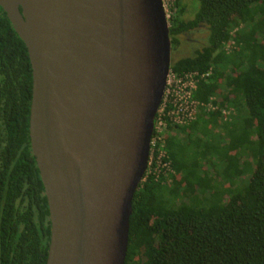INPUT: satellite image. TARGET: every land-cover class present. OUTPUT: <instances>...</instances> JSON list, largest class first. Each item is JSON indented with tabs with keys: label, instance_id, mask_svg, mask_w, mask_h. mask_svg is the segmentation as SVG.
I'll return each instance as SVG.
<instances>
[{
	"label": "trees",
	"instance_id": "16d2710c",
	"mask_svg": "<svg viewBox=\"0 0 264 264\" xmlns=\"http://www.w3.org/2000/svg\"><path fill=\"white\" fill-rule=\"evenodd\" d=\"M186 6L169 9L171 49L198 28L206 40L170 71L211 75L193 91L195 119L165 122L133 195L124 264H264V0H192L188 20ZM31 94L27 49L0 8V264L47 259Z\"/></svg>",
	"mask_w": 264,
	"mask_h": 264
},
{
	"label": "water",
	"instance_id": "95a60500",
	"mask_svg": "<svg viewBox=\"0 0 264 264\" xmlns=\"http://www.w3.org/2000/svg\"><path fill=\"white\" fill-rule=\"evenodd\" d=\"M32 70L29 141L45 264H124L169 74L162 0H0Z\"/></svg>",
	"mask_w": 264,
	"mask_h": 264
},
{
	"label": "built area",
	"instance_id": "2783aa9c",
	"mask_svg": "<svg viewBox=\"0 0 264 264\" xmlns=\"http://www.w3.org/2000/svg\"><path fill=\"white\" fill-rule=\"evenodd\" d=\"M174 0H162L163 9L166 19L168 21L171 11L169 10ZM229 45L227 49H229ZM211 75V71L200 73L197 71L187 72L183 75H177L169 70L166 78L165 89L161 99V103L154 119V131L150 139V150L148 164L152 161V155L156 150V146L161 141V134L166 126L168 120L174 126H183L189 121L195 119L199 108L202 103L193 99V91L196 89L198 82ZM209 109L215 107L211 104L207 105ZM206 106V107H207ZM157 165L161 162L160 158L163 156L162 152L159 153ZM165 164L162 165L164 167Z\"/></svg>",
	"mask_w": 264,
	"mask_h": 264
},
{
	"label": "rangeland",
	"instance_id": "374dc122",
	"mask_svg": "<svg viewBox=\"0 0 264 264\" xmlns=\"http://www.w3.org/2000/svg\"><path fill=\"white\" fill-rule=\"evenodd\" d=\"M196 1V0H195ZM166 2V0H165ZM184 5L187 9H185V13L183 15V18L185 20H188L191 18L192 11L190 9V4L192 3V0H182ZM180 43L175 49H171L170 51V63L177 61L179 59V56L187 57L192 54L199 48H201L206 40V30L202 28H198L195 30H191L187 33L181 34L179 36ZM180 54V55H179Z\"/></svg>",
	"mask_w": 264,
	"mask_h": 264
},
{
	"label": "flooded vegetation",
	"instance_id": "af4514ba",
	"mask_svg": "<svg viewBox=\"0 0 264 264\" xmlns=\"http://www.w3.org/2000/svg\"><path fill=\"white\" fill-rule=\"evenodd\" d=\"M176 48H177V47H176ZM173 49H175V47H174ZM173 49H172V50H173ZM179 55H180V54H179ZM180 57H181V56H179V58H180Z\"/></svg>",
	"mask_w": 264,
	"mask_h": 264
}]
</instances>
